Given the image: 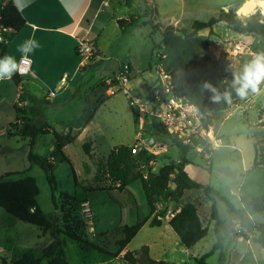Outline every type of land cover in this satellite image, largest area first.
Here are the masks:
<instances>
[{
    "label": "rangeland",
    "instance_id": "1",
    "mask_svg": "<svg viewBox=\"0 0 264 264\" xmlns=\"http://www.w3.org/2000/svg\"><path fill=\"white\" fill-rule=\"evenodd\" d=\"M244 1L113 0L112 7L103 8L95 18L93 31L99 35L103 56L106 58L104 61L89 67L86 65L76 74L74 71L80 59L71 48L69 52H64V59L56 64L54 71L44 72V84L33 80L31 75L27 76L24 79H30L35 85L29 86L27 90L38 92L41 101L39 104L30 102L25 106L22 100L19 103L14 102L13 87L9 88L10 93L3 98V91L8 84L14 85L13 81L1 82L0 178L6 181L26 176L36 178L40 188L38 202L49 223L63 228L64 222L69 218L78 217L84 222L91 242L112 253L116 252V241L123 237L122 227L143 221L149 208L140 182L130 185L124 191H107L116 187L103 179H97L99 162H103L110 151L119 145L133 147L140 143L136 156H141L143 160L151 158L154 162L152 167L144 170L145 173L149 170L159 172L167 164L178 163L182 153L175 145L152 134L149 130L152 120L149 117L140 116L135 122L128 102L129 96L122 89L124 87L115 88L113 84L107 83L110 78L105 77H110L117 71L125 59L124 53L129 55L135 49L138 59L136 63L130 64L129 78L135 90L134 94L143 99L146 96L145 79L149 74L157 75V70L161 67L158 62L164 52L162 32L168 26H173L176 30H190L194 21H207L226 9L227 12H237ZM127 2H130V5L127 6ZM4 5L5 1L0 0V7ZM147 9L152 10L151 16H146ZM112 15L116 18H128L132 15L137 18L138 24L140 20L142 24H136L123 31ZM262 17L264 18L263 15ZM238 18L246 22L249 17ZM144 20H152L153 24L159 27L152 37L151 25H143ZM200 34L209 37L208 53L219 62L221 72L228 83H233L234 74L242 71L244 65L253 58V54L264 53V41L261 37L238 34L225 22L215 25L211 31L203 30ZM22 42L15 41L5 54L13 55L19 62L21 53L17 51V45ZM1 46L2 44L0 57ZM237 46H242V53H237ZM69 58L72 62H69ZM66 71L70 79H75L68 88L66 83H61ZM133 72H137L138 76H132ZM99 86L108 89L107 94L112 98L107 102L100 100L99 104L103 102L102 105L93 111L91 97L89 98L86 111H92L93 118L80 136L72 133L77 136L76 140L65 150V155L74 167L81 185L77 188L70 166L58 153L52 134L38 137L33 150L48 165L46 169H42L29 161V139L23 137L20 132L27 124L46 128L50 132H61L81 108L83 109L87 91ZM260 87L258 94L249 92L246 98L233 100L227 110L214 114L213 126L209 127L208 131L219 141V147L215 146L214 142L197 146L193 150L197 151V155L194 153L193 156L196 163L187 169L192 179L214 187L239 209L244 208L242 197L252 200L264 196V169H252L255 159L254 134L264 131V83ZM51 92L56 95L48 99ZM23 98L27 99V94H24ZM71 101L74 103L71 104ZM63 116L71 118L65 119ZM86 143L92 144V158L85 153L83 146ZM52 173L55 175V181L52 180ZM97 187L105 190H84ZM63 194L81 199L84 203L77 204ZM188 203L195 204L203 226L208 229L207 236L192 249H186L169 226L172 214ZM217 205L223 229L230 231V234L225 236L223 249L216 251L207 260V264H264V247L257 243L259 233L251 226L242 227L223 203L218 202ZM156 214L162 216V226L151 228L147 223L117 257L103 255L61 236L67 262L129 264L124 259L127 251L133 252L140 262L145 257V247H148L149 256L156 261H165L168 264H197L198 259L212 251L217 239L213 229L214 222L210 219L211 203L202 193L187 192L178 203L159 199ZM249 218L254 221L253 217ZM51 241L49 233L13 218L0 208V264H15L26 256L31 259L40 258L42 249ZM40 264H48V261L43 259Z\"/></svg>",
    "mask_w": 264,
    "mask_h": 264
},
{
    "label": "trees",
    "instance_id": "2",
    "mask_svg": "<svg viewBox=\"0 0 264 264\" xmlns=\"http://www.w3.org/2000/svg\"><path fill=\"white\" fill-rule=\"evenodd\" d=\"M151 13V9L146 10V16H151ZM136 19V17H132L128 20H119L118 25L123 31H126L128 27H134L138 24ZM223 22L238 34L257 35L264 41V18L260 10L250 16L246 22L239 19L236 12L223 10L220 14L211 17L207 21H194L190 30H176L173 26H168L162 32L164 52L158 63L172 76L173 83L178 87L182 95L190 103L197 106L202 124L206 129L213 126L214 114L227 110L231 103L225 102L223 99L219 102H213L210 99L212 93L204 88L205 82L211 83L221 94L225 91L231 92V102L240 98L232 88V83L226 82L219 62L214 60L208 53L209 37H204L200 34L203 30L209 29L211 31L215 25ZM25 24L24 17L17 10V7L14 6L13 2L0 7V25L3 28L20 31ZM143 25H151L150 37L159 30V27L154 25L152 20L145 21ZM1 51V57H3L6 53L4 45L1 46ZM98 55L97 51L95 58ZM126 70L130 72V66ZM125 71L121 70V72ZM11 79L16 84L22 81L18 74H14ZM21 100L25 101L23 98ZM131 111L135 122H137L140 117L139 109L131 106ZM24 115H26L25 112ZM79 115H76L67 123L65 126L67 132H52L56 141L57 151L70 166L73 181L77 188L81 187V185L77 180L74 167L64 153V148L76 140V136L72 135V133L74 131V123L79 118ZM151 120L152 123L149 125V130H151L152 134L175 145L181 150L182 156L178 163L167 164L159 172L149 170L145 173V169L152 167L150 166L151 158H147L144 161L141 156H136L132 153V146L119 145L110 151L103 162H99L97 179H103L116 187L107 189V191H124L130 185L140 182L149 208V212L143 221L133 226L122 227L123 237L116 241L118 249L114 253L91 242L84 222L78 217L69 218V220L64 222L63 228L49 223L38 202L40 188L36 178L26 176L12 181L0 178V208L19 221L39 227L44 233H49L52 239L51 243L42 249L40 258L31 259L26 256L15 264H40L43 259H46L48 264H69L65 258L64 242L61 236L67 237L78 245H82V247L92 248L103 255L117 257L128 247L147 223H149L151 228L162 226L160 220L162 216H157L156 214L159 199L173 200L178 203L187 192H200L211 203L210 219L214 222L213 229L217 239L212 251L198 259L197 264H207V260L216 251L223 249L225 236L230 234V231L223 229L218 202L223 203L230 210L234 219L239 221L242 227L251 226L255 229L259 233L257 243L264 247V221H262L264 220V196L252 200L242 197L241 201L244 208L239 209L228 197L222 195L214 187L192 179L186 171L187 165L191 164L188 160V154L197 146L206 142L200 139L194 141V146L186 145L174 139L171 132L161 124L154 119ZM20 133L23 137L29 139V161L36 163L42 169H46L48 167L46 161L35 154L33 150L37 145L38 137L51 134V132L46 128H38L32 124H27L21 129ZM254 137L256 139L254 143L255 159L252 169H264V131L256 132ZM83 147L85 153L92 158V144L86 143ZM51 177L55 181L54 173L51 174ZM84 190L86 192L103 191L105 188H85ZM63 196L74 200L77 204L84 203L83 200L71 198L68 194H63ZM173 215L169 221V226L177 234L180 243L186 249H192L207 236L208 229L203 226L195 204L188 203L179 208ZM250 216L254 218V221L250 220ZM144 251L145 257L140 262L136 259L134 253L130 251L125 253L124 259L129 264H168L165 261L152 259L149 256L148 247H145Z\"/></svg>",
    "mask_w": 264,
    "mask_h": 264
},
{
    "label": "crops",
    "instance_id": "3",
    "mask_svg": "<svg viewBox=\"0 0 264 264\" xmlns=\"http://www.w3.org/2000/svg\"><path fill=\"white\" fill-rule=\"evenodd\" d=\"M4 1L6 4L9 2H13V0ZM112 1L113 0H109L107 3H105L104 0H30L29 3L28 0H24V2L28 4V6L24 7L23 10L20 12L24 17L26 24L20 31H13L11 29H7V31L3 32L2 34L4 38V43L2 45L6 47L7 51L8 47H11V45L15 41H25L29 38V36L34 34L35 38L39 41L41 47L37 49L34 53L29 54V58L32 60V67L30 73L27 76L31 75L33 77V80H37L41 84H44V72L54 71L53 69L55 68L56 64L60 63V61L64 59V52H69L72 48L74 49V52L78 57L77 44L79 40H89L95 45L99 55L92 61H90L87 64V67L97 65V63L104 61L106 58L103 56L104 52L103 47L99 41V35L93 33L95 27V18L103 11V8L110 9L112 7ZM113 5H115V3ZM126 5H130V2H127ZM93 14L95 15L93 16ZM112 17L114 21L118 24L119 20H128L132 17V15H130L128 18H116L115 15H112ZM140 24H142L141 20L139 21L138 25ZM127 56L129 55L124 53V57L126 58ZM69 62H72V59L69 58ZM121 63L117 71L113 72L110 77L105 78H111L112 76L121 72ZM134 63H136V61ZM85 67H82L81 63L79 62L78 67L74 72L78 74ZM131 74L135 77L138 76L137 72H133ZM27 76L21 77L22 81L19 84H16L12 79L4 80L13 81L12 83L14 86L8 84V87H6V89L3 91V98L6 94L10 93L9 88L13 87L12 93L14 102L19 103L21 98H23V95L27 94L28 98L23 101V104L25 106L28 105L30 102L39 104L41 101L39 99L38 92L34 91L35 93H32L27 90L29 86H35L34 82H32L30 79H24ZM149 77L147 79H149ZM65 78V83L68 88L71 86L75 79H70L67 71L61 78V83H63V79ZM1 82L2 81H0V84ZM107 93L108 89L103 86H99L95 89H90L87 91L85 95L83 109L81 108L82 111H79V118L75 121L73 126V132L76 133L77 136H80L88 128L93 118L92 111L95 108L97 110L103 102H107V100L112 98V96L108 95ZM90 97L92 111L87 112L86 108L87 104L89 103ZM100 100L104 101L100 102L99 104ZM72 103H74V101H71V104ZM63 117L71 118V116ZM49 126H51V124H49ZM61 132H67L66 128H62ZM54 145L55 143L53 144V146ZM66 148L67 147L64 148V153ZM194 153L196 154L197 151L192 150L188 154V160L191 162V164L187 165L186 171L189 166L196 163L193 160V156H195ZM210 165H212V163Z\"/></svg>",
    "mask_w": 264,
    "mask_h": 264
},
{
    "label": "built area",
    "instance_id": "4",
    "mask_svg": "<svg viewBox=\"0 0 264 264\" xmlns=\"http://www.w3.org/2000/svg\"><path fill=\"white\" fill-rule=\"evenodd\" d=\"M107 3L109 0H104ZM7 31L0 25V44L4 43L3 32ZM237 53H242V46H237ZM97 48L89 40H79L77 44V54L82 67H85L97 54ZM31 60V59H30ZM28 68V73L20 75L27 76L32 67V60ZM146 96L140 99L131 86L129 70L119 72L107 80L108 84H113L115 88H122L123 92L129 97V104L138 108L140 116L154 119L157 123L171 132L174 139L190 146H194L195 140H204L207 143L214 142L210 137L211 132L206 129L201 121L199 111L196 105L190 103L173 83L172 76L162 67L157 70V75H151L146 79ZM66 78L63 79V83ZM132 89V90H131ZM151 89V91H150ZM151 93V96H150ZM56 93L51 92L48 99L55 97ZM140 143L133 146L132 153L138 154ZM146 161V159L144 160ZM153 160L150 166L153 165ZM174 215L172 214V217Z\"/></svg>",
    "mask_w": 264,
    "mask_h": 264
},
{
    "label": "clouds",
    "instance_id": "5",
    "mask_svg": "<svg viewBox=\"0 0 264 264\" xmlns=\"http://www.w3.org/2000/svg\"><path fill=\"white\" fill-rule=\"evenodd\" d=\"M30 3V0H28ZM14 6L18 11H22L28 4L24 0H13ZM261 15H264V8L260 9ZM41 47L35 35L29 36L28 39L17 45V51L21 53V60L18 63L13 55L5 54L0 57V81L10 80L14 74L19 73L25 75L28 73V68L31 60L30 53H34ZM264 83V53H255L253 58L244 65L241 72L234 74L232 88L235 90L237 96L241 99L246 98L251 93H259L261 91V84ZM204 88L212 93L210 99L213 102H219L223 99L225 102L231 103V92L224 93L218 90L209 82L204 83Z\"/></svg>",
    "mask_w": 264,
    "mask_h": 264
},
{
    "label": "bare ground",
    "instance_id": "6",
    "mask_svg": "<svg viewBox=\"0 0 264 264\" xmlns=\"http://www.w3.org/2000/svg\"><path fill=\"white\" fill-rule=\"evenodd\" d=\"M260 8H264V2L258 0H248L239 9V13H243L244 17H247L248 15L255 13ZM210 137L214 140L215 146L219 147V141H217L212 132L210 134Z\"/></svg>",
    "mask_w": 264,
    "mask_h": 264
},
{
    "label": "water",
    "instance_id": "7",
    "mask_svg": "<svg viewBox=\"0 0 264 264\" xmlns=\"http://www.w3.org/2000/svg\"><path fill=\"white\" fill-rule=\"evenodd\" d=\"M246 1H248V0H245L244 3H245ZM258 1L264 2V0H258ZM260 9H261V8H260ZM260 9H259V10H260ZM226 11H228V10L226 9ZM236 14H237V16H239V17H244L243 13H239V10H237ZM252 15H254V14L248 15V17H250V16H252ZM137 59H138V58H137V53H136V51H135V49H134V50L129 54V56H127V57L122 61V63H121V70H122V71H125L126 69H128L129 66H130V64H131V63H134L135 61H137Z\"/></svg>",
    "mask_w": 264,
    "mask_h": 264
}]
</instances>
